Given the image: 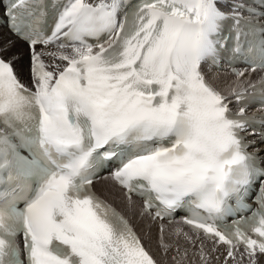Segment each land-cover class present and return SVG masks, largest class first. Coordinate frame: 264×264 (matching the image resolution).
<instances>
[{"label": "snow or ice", "instance_id": "6c2138e0", "mask_svg": "<svg viewBox=\"0 0 264 264\" xmlns=\"http://www.w3.org/2000/svg\"><path fill=\"white\" fill-rule=\"evenodd\" d=\"M0 14L29 53L25 74L0 33V264H160L93 190L105 168L153 221L182 212L189 231L169 234L199 241L203 264L205 241L257 264L264 120L245 113L264 110V77L249 92L205 66L227 53L264 70V0H0ZM249 195L258 207L226 223Z\"/></svg>", "mask_w": 264, "mask_h": 264}, {"label": "bare ground", "instance_id": "6f19581e", "mask_svg": "<svg viewBox=\"0 0 264 264\" xmlns=\"http://www.w3.org/2000/svg\"><path fill=\"white\" fill-rule=\"evenodd\" d=\"M0 33H3V36L6 40H11L13 42L11 53L18 58V64L24 67L26 74L29 58L28 48L23 42L18 41L14 36H12L4 26H0ZM24 50L26 51L25 64L22 60V52ZM205 72L210 77L216 75L224 78L226 82L233 84L238 83L244 88L256 82V80L259 78V72L257 70L255 72H246L245 76L239 78V81H237V78L234 75L229 74L226 70L216 71L205 68ZM213 82L217 83L218 86L223 87V83L221 81ZM93 188L102 198L116 207L129 220L131 226L146 242L147 247L160 262V264H177L178 260L180 261V264H203V261L199 255V241H197L195 245H192L182 236L169 234L173 229L182 227L179 225V223L163 224L165 225V231L163 234L164 241L171 245L170 250L165 254L160 245V233L158 231L160 225L154 223L142 213L139 202L135 198H132L131 204H129L122 194L121 189L108 176H102L96 182H94ZM182 228L184 232H188L186 228ZM204 243L205 253L208 256V264H225V253L222 247L218 246V251H212V242L205 241ZM177 249H179V255H177ZM185 249H187L186 256H184ZM173 257H175V259H173ZM181 257H183V259H181ZM244 257L250 259L248 256ZM255 258L263 260V257L260 254H257ZM235 261H231V264H236ZM261 264H264V262Z\"/></svg>", "mask_w": 264, "mask_h": 264}, {"label": "rangeland", "instance_id": "374dc122", "mask_svg": "<svg viewBox=\"0 0 264 264\" xmlns=\"http://www.w3.org/2000/svg\"><path fill=\"white\" fill-rule=\"evenodd\" d=\"M24 48V47H23ZM22 56H23V62H24V64L26 63V60H25V56H26V51L24 50L23 52H22ZM236 261H235V263L236 264H251V260L250 259H247V258H245L244 256L242 257L241 255H236ZM256 260H257V264H261V263H263L264 261V258H263V260H261V259H258V258H255ZM244 262V263H243ZM232 262L230 261L229 262V264H231Z\"/></svg>", "mask_w": 264, "mask_h": 264}]
</instances>
